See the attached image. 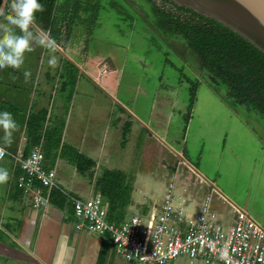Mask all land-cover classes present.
I'll list each match as a JSON object with an SVG mask.
<instances>
[{
    "label": "crops",
    "instance_id": "crops-1",
    "mask_svg": "<svg viewBox=\"0 0 264 264\" xmlns=\"http://www.w3.org/2000/svg\"><path fill=\"white\" fill-rule=\"evenodd\" d=\"M96 3L98 0H54L52 9L45 4L32 23L34 27L29 25L32 50L24 53L23 63L19 68H0V109L10 111L17 122L7 144L0 129V146L22 157L30 150H39L44 167L55 170L59 186L50 191V196L53 194L46 208H32L29 196L15 186L21 173L19 167L9 159L0 161V170L8 173L7 180L0 182V264H138L120 258L105 234L75 228L77 219L70 197L84 199L99 193L96 182L104 180L99 170L102 163L112 169L104 176L117 177L118 172L123 176V186L131 191L130 204L121 219L140 205L146 209L160 197L165 190L154 198L140 195L137 199V194L144 195L151 185L164 184L166 189L181 160L207 183L194 186L193 180H185L194 187H190L189 197L197 206L210 187L216 191L212 207L222 221L230 223L236 208L264 227L262 172L250 168L251 174L246 176L249 190H243L229 178L221 179L218 165L202 162V148L197 146L194 152L187 149L197 87H204L214 96L188 70L190 76L179 78L178 88L188 85L185 89L190 95L180 103L177 87L168 88L161 74L155 76L136 57L128 56L124 45L106 41L100 32L104 23ZM3 14L0 24H5V17L12 12L8 8ZM132 22L137 26L134 19H128L129 28L134 27ZM121 49L125 56H117ZM53 57L54 65L48 63ZM25 69L29 72L27 79ZM147 77L152 78L150 84ZM252 118L264 128V120ZM126 159L131 163L135 160L134 165L140 168L130 171L129 164L124 163ZM182 184L178 180L177 187ZM251 189L259 199L252 196ZM103 202L108 209L104 198ZM130 208L134 210L129 212ZM169 264L188 263L179 258Z\"/></svg>",
    "mask_w": 264,
    "mask_h": 264
},
{
    "label": "built area",
    "instance_id": "built-area-1",
    "mask_svg": "<svg viewBox=\"0 0 264 264\" xmlns=\"http://www.w3.org/2000/svg\"><path fill=\"white\" fill-rule=\"evenodd\" d=\"M3 159L19 167L15 186L29 196L31 207L46 208L50 191L59 186L55 170L44 167L43 154L30 150L22 157L0 146V161ZM181 164L178 161L160 197L123 219L109 216L99 193L84 199L70 197L77 219L75 228L105 234L120 258L138 264H169L179 258L188 264H264V227L246 211L233 208V220L222 221L212 207L216 191L210 187L196 212L186 209L195 202L189 197L190 187H194L185 180H193L194 186L207 183L187 165L183 172ZM178 180L183 183L181 187H177Z\"/></svg>",
    "mask_w": 264,
    "mask_h": 264
},
{
    "label": "rangeland",
    "instance_id": "rangeland-1",
    "mask_svg": "<svg viewBox=\"0 0 264 264\" xmlns=\"http://www.w3.org/2000/svg\"><path fill=\"white\" fill-rule=\"evenodd\" d=\"M96 4L100 20L104 23V25H101L100 29L102 30L100 32L104 33L107 42L124 45L128 49L126 51L128 56L136 57L155 76L158 73L161 74L163 76L162 81L168 88H178V79L182 76H190L188 69L182 62L153 35L142 21L133 15L121 0H98ZM128 19H134L137 26L132 22L134 27L129 28ZM122 50L117 51V56H125ZM146 80L148 84L152 82L151 77H147ZM185 87H188V85H181V89L178 88L176 92L180 103H184L185 98H189L190 95ZM191 111L190 132L186 143L189 152H194L197 146L202 148V162L210 163L212 167L218 165L216 167L220 173V178H229L231 183L236 184L240 189L248 188L247 190H249L246 176L247 173L251 174L250 168L256 167L258 171L262 172L261 178L264 177V149L258 146L257 141L251 138L235 119L225 112L224 107L204 87H197ZM251 115L256 117L253 113ZM133 142L128 145V149L133 145ZM220 143L224 145L223 150H220ZM158 161L159 159H157ZM124 163L129 164L132 172L140 168V166L138 167L139 164L134 165L135 160L131 163L130 159H126ZM181 167L186 172V166L181 164ZM99 170L101 173L103 172V176L106 173H112V169H109L108 164L105 163H102ZM255 184L257 187L262 186L260 181H256ZM153 186H145L147 189L144 195L137 194V199L141 196L146 198L149 195H153L154 198V196L165 190L164 184L159 187ZM250 191L253 197L259 199L256 192H253L252 189ZM134 204L136 205L135 199ZM143 206L140 205L139 208L137 206L136 210L145 207ZM186 209L194 213L198 210V206L189 203ZM131 210H134V208H130L129 212ZM122 262L127 264L124 261Z\"/></svg>",
    "mask_w": 264,
    "mask_h": 264
},
{
    "label": "trees",
    "instance_id": "trees-1",
    "mask_svg": "<svg viewBox=\"0 0 264 264\" xmlns=\"http://www.w3.org/2000/svg\"><path fill=\"white\" fill-rule=\"evenodd\" d=\"M53 1L40 0L43 6L49 3L50 9ZM8 2L10 0L4 13L9 8ZM145 2L149 6L152 24L162 36L184 41L199 56L203 70L218 82V86H212L213 89H222L230 94L228 104L231 108H240L264 120V54L260 50L217 21L170 0ZM39 12L34 13V21H37ZM102 178L104 180L97 181L96 187L108 202L109 216L113 217L117 209L120 217L130 204L131 191L123 186V176L118 172L117 177Z\"/></svg>",
    "mask_w": 264,
    "mask_h": 264
},
{
    "label": "water",
    "instance_id": "water-1",
    "mask_svg": "<svg viewBox=\"0 0 264 264\" xmlns=\"http://www.w3.org/2000/svg\"><path fill=\"white\" fill-rule=\"evenodd\" d=\"M8 1V0H7ZM138 16H145L142 6L135 0H123ZM180 7L193 10L197 14L217 21L251 43L264 54V0H170ZM7 2L1 0L0 17L5 11ZM34 27L33 24H30ZM153 31V30H152ZM159 40L182 62V64L199 79L211 94L231 113L256 139L264 145V128L254 118L247 116L240 109L231 108L225 101L230 97L228 92H217L212 86L218 82L210 73L203 70L198 55L185 42L162 38L154 31ZM50 42L47 36L43 37ZM51 44V43H50ZM180 156V154H178ZM181 157V156H180ZM209 183V182H208ZM210 184V183H209ZM211 185V184H210Z\"/></svg>",
    "mask_w": 264,
    "mask_h": 264
},
{
    "label": "clouds",
    "instance_id": "clouds-1",
    "mask_svg": "<svg viewBox=\"0 0 264 264\" xmlns=\"http://www.w3.org/2000/svg\"><path fill=\"white\" fill-rule=\"evenodd\" d=\"M7 2V0H5ZM12 14L5 17V24H0V68L5 66L19 68L24 61V53L32 50L33 35L28 30L29 25L35 20L34 13L42 11L40 0H10L8 2ZM20 29L17 33L13 27ZM50 44V42H49ZM47 46V45H46ZM55 64V58L48 61ZM24 78L29 72L24 70ZM17 127V122L10 111L0 109V129L3 130V141L10 142L11 133ZM7 170H0V182L7 180Z\"/></svg>",
    "mask_w": 264,
    "mask_h": 264
},
{
    "label": "flooded vegetation",
    "instance_id": "flooded-vegetation-1",
    "mask_svg": "<svg viewBox=\"0 0 264 264\" xmlns=\"http://www.w3.org/2000/svg\"><path fill=\"white\" fill-rule=\"evenodd\" d=\"M127 7H128V5L123 1V0H121ZM135 1H137L138 2V5L139 6H142V10L145 12V16H138L139 14H138V11H137V9L134 7V9L136 10L135 12H133L131 9V12L133 13V14H135V16L140 20V21H142L144 24H146V26H148V28L152 31V32H154V31H156L162 38H164V39H169V40H176V41H182V40H180V39H173V38H168V37H166V36H162V34L159 32V29L156 27V26H154L153 24H152V19H151V14H150V11H149V9H148V5H147V3L145 2V0H135ZM129 8V7H128ZM138 15H137V14ZM154 34H155V32H154ZM156 35V34H155ZM158 38V37H157ZM182 42H184V41H182ZM215 91H217V92H225V91H223L222 89H214ZM230 98H231V96L229 97V98H226L225 99V101H226V103L228 104V101L230 100ZM229 105V104H228ZM230 106V105H229ZM244 111V110H243ZM245 112V114H247V115H250L251 117H252V115L251 114H249L248 112H246V111H244ZM254 117V116H253ZM260 121V120H259Z\"/></svg>",
    "mask_w": 264,
    "mask_h": 264
}]
</instances>
